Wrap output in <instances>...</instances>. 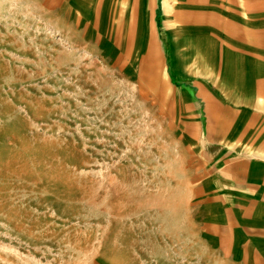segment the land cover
Instances as JSON below:
<instances>
[{
    "label": "rangeland",
    "instance_id": "1",
    "mask_svg": "<svg viewBox=\"0 0 264 264\" xmlns=\"http://www.w3.org/2000/svg\"><path fill=\"white\" fill-rule=\"evenodd\" d=\"M36 9L0 0V98L50 119L31 137L13 124L15 144H0V264L210 261L186 217L183 158L161 141L174 126L93 56L38 36Z\"/></svg>",
    "mask_w": 264,
    "mask_h": 264
},
{
    "label": "crops",
    "instance_id": "2",
    "mask_svg": "<svg viewBox=\"0 0 264 264\" xmlns=\"http://www.w3.org/2000/svg\"><path fill=\"white\" fill-rule=\"evenodd\" d=\"M30 2L38 36L93 56L174 126L161 141L183 158L186 217L213 256L176 264H264V0ZM29 105L1 96L0 144L13 124L26 137L50 124Z\"/></svg>",
    "mask_w": 264,
    "mask_h": 264
}]
</instances>
